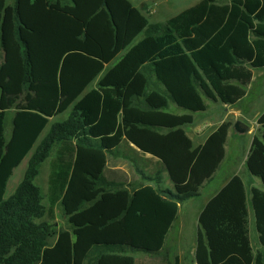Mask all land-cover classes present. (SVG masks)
<instances>
[{
    "label": "trees",
    "instance_id": "obj_1",
    "mask_svg": "<svg viewBox=\"0 0 264 264\" xmlns=\"http://www.w3.org/2000/svg\"><path fill=\"white\" fill-rule=\"evenodd\" d=\"M147 13L130 0H0V264H170L165 239L223 162L231 123L197 148L184 128L207 101L242 100L264 68V0H202L159 24ZM257 124L246 169L264 187V113ZM123 141L172 188L156 173L133 189L144 174L119 157ZM48 160L44 195L34 181ZM250 194L260 249L233 176L198 217L195 264H264V191ZM58 205L69 230L52 225Z\"/></svg>",
    "mask_w": 264,
    "mask_h": 264
},
{
    "label": "rangeland",
    "instance_id": "obj_2",
    "mask_svg": "<svg viewBox=\"0 0 264 264\" xmlns=\"http://www.w3.org/2000/svg\"><path fill=\"white\" fill-rule=\"evenodd\" d=\"M136 5L140 3H146L150 6L152 5V2H155L156 0H149V2L145 0H133ZM173 6V15L178 13L179 10H184L193 4H195L198 0H170ZM8 4H12L13 0H7ZM168 16V15H166ZM163 18V17H161ZM159 19L160 22H163V20ZM149 19V18H148ZM154 18H150L149 23L153 22ZM157 23V22H156ZM141 39V36L138 38ZM264 71V70H263ZM208 103V102H207ZM245 105V101H242L241 104H239V107H242ZM220 107V106H217ZM210 110V109H209ZM169 112L174 113L176 115H182L185 112L177 109L175 106L170 105L169 107ZM208 112V111H207ZM198 113L194 115V122L191 126H186L184 128L185 132L188 134L191 133H196L198 129H200L203 125L206 123H209L210 118L211 119H216L217 117H223L224 113L220 112V110L214 112V117H212L213 114L210 113ZM13 113L14 111H8L6 113L5 121H4V134H5V139L8 140L11 134V121L13 118ZM56 119H51L50 124L54 122ZM208 126V131L204 132L203 137L207 136L211 128ZM238 139V140H237ZM125 142V143H124ZM127 144L129 145L126 141H123L121 145L118 148V155L121 159L126 160L129 163H132L134 166L138 167V169L143 172L144 176H138V181L132 185V188H136L138 185H145L148 182L145 180V177L148 175H154L155 171L157 168H152V165H149V163L145 160V158L140 154V152L133 150L129 146H125L122 144ZM231 143L233 146H231ZM247 143V137L245 134H239L236 135V137L228 142L226 144V149L228 150L229 154L228 156L224 158L223 162L219 166L217 172L214 174V176L211 178V180L207 181V184L204 188L200 190V197L191 199L189 201L184 202L181 204V207L179 209L178 215L176 222L173 224V228L171 232L168 234V241H167V247L166 250L169 253V255L176 254V252H172L171 248L176 249L178 244H172V239L175 237H178V235L182 236V244L181 246L183 247L182 250V257L183 259H186V264H192L191 260V253L192 250L195 248V237H196V232H197V219H198V214L201 209L202 203L207 200L208 198L214 196L216 192L228 181L230 180L233 176H239L242 181L244 177H248L250 179L251 177L249 176L246 167L241 165V157L243 152L242 150V145L244 146ZM235 145V147H234ZM228 147V148H227ZM49 162H45L40 170V174L37 177V179L34 181V185L37 186L42 194L46 195L47 193V188H48V174H49ZM27 163V158L21 163V165L13 172L12 177L9 179L7 188H6V194L5 198H8L15 190L16 186L18 183L21 181L25 167ZM152 171L153 174H147L148 171ZM161 175V172H159ZM250 177V178H249ZM254 183L258 184V187L264 191V188L260 185L258 180H255L254 178H251ZM244 183V181H243ZM164 186H168V182L164 181ZM250 197L251 194L247 192V205L249 209V236H250V242L251 245L254 246L253 244H256L257 246L259 245L258 242V237L255 232L254 228V223H253V215L251 212L250 208ZM52 225L54 226V229L56 230H69V225L67 222V219L63 216L62 209L60 205H58L55 209V219L52 222ZM170 241V242H169ZM138 256V255H134Z\"/></svg>",
    "mask_w": 264,
    "mask_h": 264
},
{
    "label": "crops",
    "instance_id": "obj_3",
    "mask_svg": "<svg viewBox=\"0 0 264 264\" xmlns=\"http://www.w3.org/2000/svg\"><path fill=\"white\" fill-rule=\"evenodd\" d=\"M130 1L132 2V4L136 8H140L141 5H146L147 6L150 14L147 13L148 16L147 15H145V16L147 18H149V20H150L151 17L154 18L153 19V22L150 23V24L163 23L166 20L174 17L175 15H177L180 12L183 11V10H179L178 9V13L175 14V15H173V13H174V11H173L174 4H172V2L170 0H156L155 2H152L153 4L152 5L150 4V6L148 4H146V3H143V2L140 3V4H138V5H136L133 0H130ZM145 1L149 2V0H145ZM200 1H202V0H198L192 6L196 5ZM210 1H212V0H210ZM192 6H190V7H192ZM190 7H188V8H190ZM188 8H186V9H188ZM143 13L146 14L145 12H143ZM166 15H168V16H166ZM161 17H163V18H161ZM160 18H161V20H163L164 18L165 19L163 20V22H160V20H159ZM263 70H264V68L263 69H259V70H253V77H252L251 83L246 88V95H245V97L242 100H240L236 104H234L232 106H225V105H222L220 103H211V102H208V101H207L208 103L206 102L207 110L205 112L208 111L207 113L213 114L214 112L220 110V112H223L224 115H223V117H217L216 119L215 118L214 119H211L210 118L209 123H206L205 125H203L200 129H198V131L196 133L188 134L186 132L187 136L192 141V144H193V146L195 148H197L198 146L203 145L204 142L206 141V139L221 124H223L224 122H229V123H231V127L229 129L228 136H227V140H226V143H225V156L227 157L228 154H229L228 150L226 149V144H228V142L230 140L234 139L236 137V135L245 134L246 137H247V143L244 146L242 145V147H241L242 148L241 151L243 152V154H242V157H241L240 161H241V165L243 167L244 166L246 167V159H247L248 152H249V149H250V146H251V142L253 140V137L258 133V130H259V126L257 124V120L264 113V71ZM242 101H245V105L243 106V108L242 107H239V104H241ZM217 106H220V107H217ZM13 117H14V113H13ZM212 117H214V114L212 115ZM12 121H13V118H12ZM12 121H11V127H12ZM238 122L243 123L247 127V130L246 131L238 130L235 127V125ZM207 125H209V128H211V131H210V133L207 136L203 137L204 132L208 131V126ZM124 143L122 145H125ZM125 146H129L133 150L138 151L131 144H129V145L126 144ZM231 146H233L232 143H231ZM234 147H235V145H234ZM140 154L145 158V160L149 163V165H152L151 167L153 169L154 168H157V170L155 171L154 174L161 172V175H160V177H161V186L163 188L171 189L172 188V185L169 182L168 177H167V174H166L165 170L163 169L162 165L156 159L152 158L151 156H149V155H143L142 153H140ZM147 174H153V173L150 170V171L147 172ZM248 174H249V172H248ZM148 176H152V175H148ZM249 176L251 178H253L250 174H249ZM251 178L250 179H248V177H244L243 178L244 185H245V190H246V195H247V192H249V194H250V190L252 188L260 189L258 187V184L257 183L255 184L254 181ZM254 179L255 180H258L256 178H254ZM164 181H167L169 185L165 187L164 184H163ZM227 182L216 192V194L227 184ZM258 182L260 183L259 180H258ZM206 184H207V182L202 186V188H204L206 186ZM260 185L262 186L261 183H260ZM216 194H214V196ZM200 196L201 195H199V197ZM214 196L208 198L207 200H205L202 203L201 209H200L199 214H198V217H199L200 213L202 212L203 208L205 207V205L208 203V201L211 198H213ZM180 207H179V209H180ZM178 212H179V210H178ZM251 212H252V210H251ZM177 215H178V213H177ZM176 219H177V217H176ZM175 222H176V220H175ZM173 224L171 226V229L169 230V233L171 232V230L173 228ZM168 240L169 239H168V235H167V237L165 239V243H164L163 249L160 252V256H166L167 259L169 260V263L170 264H173L174 263V260L176 258H178L179 264H186V262H185L186 259H183V257H182V250H183V247L181 246V244L183 242L182 241V236L178 235V237H175V238L172 239V242H171L172 244H178V246H177L176 249L171 248L172 249L171 250L172 252H176V254H173V255H171V254L169 255V253L166 250V247H167V244H168L167 243ZM195 244H196V237H195ZM253 245H254V246H252L253 251H257L258 249H260V246H257L256 244H253ZM194 252H195V248L192 250V253H191L192 264H195V261H194Z\"/></svg>",
    "mask_w": 264,
    "mask_h": 264
},
{
    "label": "water",
    "instance_id": "obj_4",
    "mask_svg": "<svg viewBox=\"0 0 264 264\" xmlns=\"http://www.w3.org/2000/svg\"><path fill=\"white\" fill-rule=\"evenodd\" d=\"M235 127L238 129V130H241V131H246L247 130V127L241 123V122H238Z\"/></svg>",
    "mask_w": 264,
    "mask_h": 264
}]
</instances>
